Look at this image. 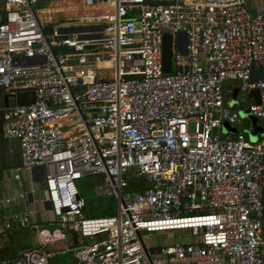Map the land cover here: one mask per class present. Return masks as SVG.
Masks as SVG:
<instances>
[{
  "label": "built area",
  "instance_id": "2783aa9c",
  "mask_svg": "<svg viewBox=\"0 0 264 264\" xmlns=\"http://www.w3.org/2000/svg\"><path fill=\"white\" fill-rule=\"evenodd\" d=\"M260 1L0 0V93L32 95L3 111L2 132L18 141L22 169H43L56 225L24 212L19 227L42 246L86 239L74 264H264V136L245 138L223 91L225 81L258 89L247 109L264 119V9L247 6ZM68 2L104 12L49 31L35 7ZM88 175H102L115 215L85 217L76 182ZM132 179L150 185L133 190ZM185 230L183 241L146 245L150 259L138 237ZM9 231L3 220L0 236ZM54 254L31 250L20 264H54Z\"/></svg>",
  "mask_w": 264,
  "mask_h": 264
},
{
  "label": "crops",
  "instance_id": "0c3cea01",
  "mask_svg": "<svg viewBox=\"0 0 264 264\" xmlns=\"http://www.w3.org/2000/svg\"><path fill=\"white\" fill-rule=\"evenodd\" d=\"M247 6L250 10L264 9V0L257 3H249ZM239 85V81H225L223 83L224 93L227 89L231 90L230 93H225V105L232 110H234V105L239 104ZM18 94L15 97L0 93V223L6 220L10 224L8 236H0V264H20L23 254L31 250H36V248L39 249V247H42L39 250L54 251V264H74V256H61L69 252L68 248L65 251L58 250L57 248L52 249V246L62 241L42 246L39 243L37 234L20 228L16 220V216L24 212H30V220L33 224L43 225L44 228L45 224H54L49 212V206L47 205L48 201L43 169L38 167L31 170L22 169L18 141L14 138L5 137L2 132L3 111L7 108L24 105L32 101V95L28 91L18 92ZM234 94L236 95L235 100L233 99ZM250 99L252 98H249L248 105L251 102ZM243 120L245 127L248 129L250 125L249 121L246 119ZM262 120L264 119H258L257 125L264 132V121L261 123ZM263 136L264 134H258L256 141L262 139ZM90 176L95 175L85 177ZM132 184L133 188L131 187L130 189L139 191L144 190L145 187L150 185L144 179L142 182L135 181ZM83 200L85 202L84 214L87 204L84 198ZM55 228L56 225L54 224V227L49 231H53ZM182 232L179 231L175 234L177 240H185L187 234ZM79 237L77 236V239L74 240L73 236H69L66 243L70 241L73 248L81 246L83 244L80 243ZM154 246L157 247L160 245H153L152 247Z\"/></svg>",
  "mask_w": 264,
  "mask_h": 264
},
{
  "label": "rangeland",
  "instance_id": "374dc122",
  "mask_svg": "<svg viewBox=\"0 0 264 264\" xmlns=\"http://www.w3.org/2000/svg\"><path fill=\"white\" fill-rule=\"evenodd\" d=\"M68 3H47V4H38L35 9L45 8L46 13L45 17L50 19V23L43 22L47 29L51 31L55 26H65V25H73L78 23V17H85L87 15L96 16L100 14V12H104L103 8L93 9L87 6L86 10H82L81 4L79 2H75V4ZM93 44H83V52L87 56H91ZM176 52V51H174ZM101 67V66H100ZM111 71V68H109ZM240 86V85H239ZM231 90H225V93H230ZM249 92L240 91L238 94L239 104L234 105V110L240 111L245 109L248 106ZM264 120L261 121V123ZM248 123V121H246ZM135 181L142 182L143 179H132L129 181V185L134 183ZM77 188L79 190L80 195L85 199L87 207L84 211L85 217L88 218H98V217H106L115 215L117 213V198L115 195L108 193L103 184L102 175H95L90 177H84L76 182ZM54 227V224L48 223L45 224V228L47 230H51ZM179 232V231H178ZM176 231H167V232H157L151 234H143L145 244L148 248H152L153 245H162L168 244L177 241L175 234ZM182 233H186L187 237L192 236L191 230H185ZM181 234V233H180ZM80 243H86V240L82 237H79ZM155 247V246H154ZM58 249L61 251H65L67 248L69 252L62 254L61 256H73V245L69 241L60 242L59 244H55L52 246V249ZM37 250L42 249V247L36 248Z\"/></svg>",
  "mask_w": 264,
  "mask_h": 264
},
{
  "label": "water",
  "instance_id": "95a60500",
  "mask_svg": "<svg viewBox=\"0 0 264 264\" xmlns=\"http://www.w3.org/2000/svg\"><path fill=\"white\" fill-rule=\"evenodd\" d=\"M163 58H162V67H163V72L165 74H171L173 72L172 68V42H171V37L170 35H164V40H163ZM19 94H15L14 96L17 97ZM248 97L252 98L254 101L255 105L260 104V93L258 89H253L250 90L248 93ZM236 95H233V99L235 100ZM239 115L241 118L246 119L249 121V128L246 130L245 138L250 140L251 142H256L257 135H263L264 132L262 129L257 125L258 119L252 116V114L249 112L248 109L245 110H240ZM223 131H229L231 133H235L236 129L231 128L228 126V124H223ZM47 205L49 206V203L47 202ZM51 215V214H50ZM52 219V216H51ZM73 239H77V235L73 233ZM140 243L142 245V248L147 256L148 259H150L149 253H148V248L144 241L142 240L141 236L138 234Z\"/></svg>",
  "mask_w": 264,
  "mask_h": 264
},
{
  "label": "trees",
  "instance_id": "16d2710c",
  "mask_svg": "<svg viewBox=\"0 0 264 264\" xmlns=\"http://www.w3.org/2000/svg\"><path fill=\"white\" fill-rule=\"evenodd\" d=\"M132 185H133V184H132ZM132 185H131V186H129V188H131V187H132ZM132 188H133V187H132ZM134 188H135V187H134ZM75 246H76V245H75ZM75 246H74V247H75Z\"/></svg>",
  "mask_w": 264,
  "mask_h": 264
}]
</instances>
